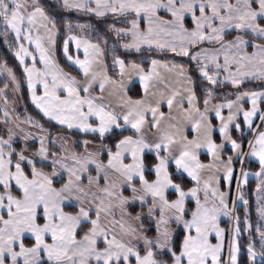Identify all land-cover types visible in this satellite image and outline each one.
Listing matches in <instances>:
<instances>
[{
  "label": "snow or ice",
  "instance_id": "obj_1",
  "mask_svg": "<svg viewBox=\"0 0 264 264\" xmlns=\"http://www.w3.org/2000/svg\"><path fill=\"white\" fill-rule=\"evenodd\" d=\"M57 3L0 0V264H264V0Z\"/></svg>",
  "mask_w": 264,
  "mask_h": 264
},
{
  "label": "trees",
  "instance_id": "obj_2",
  "mask_svg": "<svg viewBox=\"0 0 264 264\" xmlns=\"http://www.w3.org/2000/svg\"><path fill=\"white\" fill-rule=\"evenodd\" d=\"M44 3L47 6L49 11L56 12L58 7H59V5L57 3V0H44ZM66 18H68L67 15H66ZM71 18L73 20H76L78 18L81 23L90 22L93 25H99L100 24L99 20L93 19L92 17H90L89 15H86V14L72 13L71 14ZM133 55H135V54H133ZM145 55H148V54L145 53ZM152 55H156V54L153 53ZM57 56L61 60V63H64V59L62 57V53L58 52ZM170 57H171V54H169L168 57L159 56L158 58L166 59V58H170ZM0 59L7 60L10 66H14L15 67V70L17 71V73H20L22 71L19 68V66H18V62L14 60V58L12 56V53H11V51L8 48V45L4 43L2 36H0ZM175 59L181 60L183 58L176 57ZM137 86H138V84H137ZM196 86H197V90L199 91V81H197V85ZM21 95L24 97V99L22 100L23 107H22V110L20 111L21 115H24L23 109L25 107H27L29 113H31L32 115L36 116L37 119H41L42 122H46V119L42 118V114H39L38 110H36L34 108V106L31 104V101L28 98L26 83L23 85V91H22ZM253 182H254V180H250L247 186L252 185ZM242 256H243V252H242Z\"/></svg>",
  "mask_w": 264,
  "mask_h": 264
},
{
  "label": "rangeland",
  "instance_id": "obj_3",
  "mask_svg": "<svg viewBox=\"0 0 264 264\" xmlns=\"http://www.w3.org/2000/svg\"><path fill=\"white\" fill-rule=\"evenodd\" d=\"M0 79H3V77H0ZM257 83H259V82H257ZM22 107H23V104H22V100H21L18 102V108L20 109V111L22 110ZM250 180H254V182L250 186H247V185L245 186V196L250 199L251 219H252L253 223H255L256 219H257V215L255 212V208H256V193H255L256 179L254 176H250L249 181ZM232 192H233V194H235V187L234 186H233ZM241 211H242V209H241ZM222 220H223L222 226H227L226 218H222Z\"/></svg>",
  "mask_w": 264,
  "mask_h": 264
}]
</instances>
